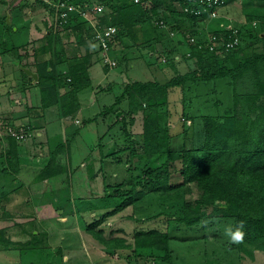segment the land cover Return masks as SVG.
I'll list each match as a JSON object with an SVG mask.
<instances>
[{"label": "trees", "instance_id": "16d2710c", "mask_svg": "<svg viewBox=\"0 0 264 264\" xmlns=\"http://www.w3.org/2000/svg\"><path fill=\"white\" fill-rule=\"evenodd\" d=\"M71 1L101 3L108 10L107 14L100 16L101 21L118 25L116 36L121 32L135 36L136 30H144L145 25L152 30L157 29L153 24L154 17L168 18L160 11L162 3L173 6L172 16L176 20L184 22L189 19L191 23L197 20V17L184 12V3L191 4V0ZM33 3L37 7H50L44 0H33ZM21 5L24 6L25 3ZM50 8L47 11L52 14V22L48 25L45 20V40L40 45V50H48L54 31L71 27L78 33L75 41L81 48L78 50L80 60L69 64L65 71L57 70L51 58L44 63L45 66L39 71L37 80L40 86V106L44 108L58 102L62 112L69 115L76 112L80 106L78 91L91 83L87 66L93 49H98L94 46L95 42L90 40L93 32L90 23L75 19L71 20V24L63 26L58 22L54 7ZM257 21L259 23L256 27L251 23L237 25L240 41L236 47L229 50H210L204 46L199 47L197 43H191L192 49L188 56L195 60L193 69L177 73L165 81L132 79L123 85L122 92L116 95L114 102L105 106V110H114L116 105L127 97L128 112L127 115L125 112V115L122 114L124 120L133 121L134 114L143 112L141 147L131 150V158H139L142 161L138 162L139 169L134 179L128 188L113 193L117 195V202L112 207L105 209L92 221H86L87 230L105 246L115 251L124 250L126 258L135 254L137 264L143 259L138 248L151 252L160 251L159 257L163 264H174L170 239L178 237L180 229L214 228L224 233L226 227L231 226L235 230L239 222L244 221V241L264 250V16ZM176 24L181 26L180 23ZM254 30L257 32V38L261 40L260 48L254 47L251 41H245V38L254 36ZM220 31L223 29L218 28L213 32ZM6 45L7 43H3L1 47L5 50L13 48L7 49ZM248 47L251 49L249 52ZM48 65L52 66L51 70L47 68ZM225 76H228L233 88V103L230 108L223 115L200 114L202 137L200 136L199 141L194 142L193 138L188 137L186 139H190L191 144L180 148L173 147V108L169 106L168 97L171 89L175 86L185 89L189 81ZM66 85L69 86L67 91L60 92L59 89ZM29 125L32 126L30 121ZM75 133L76 131L72 136ZM71 137L59 142L50 151L48 161L39 169L35 180L53 177L65 169V163L60 162L58 155L69 148ZM5 141L6 145L3 144L0 149V157H3L0 176L3 173H16L20 169L17 140L7 136ZM191 182L196 183L200 192L194 199H186L183 192ZM117 186L119 187L120 183ZM151 192L159 193L163 202L170 201L169 206H177L179 211H160L153 216L148 215L143 218L149 221V224L143 225L140 223V217L135 215L134 207L138 200ZM6 195L8 196L5 185L2 184L0 202L7 199ZM129 206L132 208L129 216L135 222L134 243L131 244L121 235L104 237L103 228L98 226L109 216ZM159 221L161 223H158ZM0 243L11 248L18 240L10 238L6 234V227L2 226ZM232 246L241 247L242 244Z\"/></svg>", "mask_w": 264, "mask_h": 264}, {"label": "rangeland", "instance_id": "374dc122", "mask_svg": "<svg viewBox=\"0 0 264 264\" xmlns=\"http://www.w3.org/2000/svg\"><path fill=\"white\" fill-rule=\"evenodd\" d=\"M7 1L0 0V19L3 22L8 9H6L7 6L3 3H7ZM13 1H17V3L14 4V7L9 3V6L13 7L10 8L11 11L23 19L24 17L28 19L32 17V24H39L40 26V30L38 31L34 27L37 37L29 41L28 45L22 48L23 51L20 50L21 53H24L21 57L23 58L24 56L26 63L35 66L40 65L41 60L46 61L49 60L48 58H52L54 62H57L62 67L65 63L67 65V62L69 63L73 58L77 57L78 46L75 39L78 33L71 29V27L54 31L51 45H48L47 48V53H43L42 55L32 54L30 47L33 46L34 42L35 44L39 43V46L41 45L42 38L39 37L42 34L44 35L46 30L47 24H45V20L48 22V25L52 22V14L47 10L53 6L43 7L39 5L37 7L33 3V0ZM229 1H226L225 4L229 3ZM22 3H25V5L22 6ZM172 10L173 6L170 7L167 3H162L160 6V11L168 16L169 25L168 27L158 29L162 31L159 33L158 38L164 41V47L159 44L161 49H165L163 62H167L170 59L173 60L174 52L179 51L176 44L179 41L177 36L170 35L169 33V29L176 23V21H173ZM107 11L106 8H103L102 14H107ZM99 16L101 15L97 13L96 17L99 18ZM28 22V25H30V21ZM184 22L182 25L188 27L196 21L188 24L189 20L187 19ZM5 23L8 25L7 20ZM247 23L245 24L249 25L251 23L255 27L258 25V21L255 24L254 19ZM14 26H12L13 30L12 28L8 30V33L11 31V33H15ZM91 27L92 29L94 28L92 25ZM144 28L146 31H154L150 27H147V25ZM19 30L22 33H16V38L13 40L15 43L25 39L21 37L32 36L29 28L19 26ZM137 31L139 30L137 29ZM253 35L250 38H245V41H251L254 47L260 48L261 40L257 38L255 30ZM5 37L9 39L7 34H5ZM48 40L50 41L51 39ZM11 46L12 43L8 48H11ZM187 46V50L183 55L188 56V51L192 48L189 44ZM16 48L19 47L17 46ZM16 48H11V51L0 53L1 100L9 99L7 95L9 89L14 85L13 82L20 84L18 81L20 68L12 61H9L10 55L19 53L20 48L18 50ZM250 50V47H248L247 51L249 52ZM222 56L223 54L220 57ZM156 57V61L159 62L160 58ZM192 60L189 61V66L192 65ZM96 65L97 68L95 66L92 68L95 75L93 79L95 82H101L104 85L106 82L102 72V63L98 61ZM166 65L169 67L170 63ZM177 67V69H170L172 68L170 67L168 72L162 73L161 76L157 77L153 76L148 70L133 67H128L129 70L123 73L126 75L127 72L128 77L131 79L137 76L141 79L168 80L177 73L193 69L188 67V65H184L183 67L179 65ZM232 89V86L228 84V76L211 80L189 81L185 89H181L180 86L173 87L168 96L170 101L169 106L173 108L171 138L173 147L180 148L191 144V138L194 139V142H198L202 134L199 115L202 113L223 115L233 103ZM238 89L240 90L241 87H238ZM88 91H92V86L89 87ZM29 92L34 95L32 96L33 100L29 101L30 105H37L36 103L39 102L40 86L38 84L29 86V89L25 92L26 97L27 95L29 97ZM118 92L119 88L117 86H114L109 91H101L99 95L100 102L97 100L90 105H86L77 114L73 113L72 118L59 114L62 109L58 106V114L55 117L58 115L59 118L60 115L63 120L54 119L49 123L47 130L55 138L54 141L58 142L66 137H71L72 132L76 131L75 128H78V132L73 135L74 137L72 136L69 139L70 146L67 149V155L70 153V157L61 159V162L65 163V169L53 175V177L38 180L40 184H37L40 188L42 187L41 189L39 188L40 191L42 190L41 192L32 188L35 183L27 182L29 179L30 181L33 179L32 170L35 168L30 171H20L21 174L18 176L20 177L19 179H25L23 184H19L20 180L13 177L14 175H11V178L8 173L1 174L0 183L4 182L8 196L6 195L7 199L0 202V226L6 225L8 228L6 234L14 240H18V243L14 246L12 245L13 248H7L3 243H0V264H96L93 262L92 254L95 256L98 264H106V261L108 263L114 261L115 263L122 264V261L124 262L125 260L129 264H137L135 254H132V258L128 260L125 257L126 253H124V250L113 252L114 250L106 248L107 246L94 237L87 230L86 226V221H92L95 216L102 213L105 209L112 207L117 202V198H115L117 195L113 193L130 186L135 173L139 169L138 162H142L139 158H131L130 150H123L124 146L130 148L131 143L129 132L125 131L126 128L123 129V121L119 119L121 126L116 127L119 128L117 134L116 128L110 129L108 124L109 121H114V118L103 120L102 116H99L97 113L104 102L108 103L113 100L115 94ZM123 102L121 103L122 106H124ZM125 104H128V101ZM39 105L40 103L37 106ZM127 109H123L125 114L128 112ZM53 110L56 111L57 107L46 108L47 120L53 117ZM75 116L81 119V121L77 122L79 123L78 125L73 123ZM90 116L97 117L87 120ZM19 121L27 122L28 118L24 117ZM61 123L67 125L66 137L60 136ZM127 129L133 131L131 134H138L135 137L136 143H134L139 148L138 139L141 136L142 119L139 118L138 121L133 123L132 127L129 125ZM188 137L190 139L187 141L186 138ZM114 141L118 142L119 147L117 145L118 148L112 150L110 147H112V142ZM6 143L4 141L5 145ZM43 161L44 159H42ZM39 163L34 162L35 165H39ZM140 165L142 166V164ZM118 183H120L119 187L117 186ZM14 186H17L18 189L12 188ZM199 192L196 183L191 182L187 184L183 194L186 199H194L199 195ZM169 204L170 201L163 202V198L159 193L151 192L135 203L134 213L137 217H140L141 224L147 225L149 221H146L143 217H147L148 215L153 216L160 211L173 213L179 211V207H171L172 205L169 206ZM131 210L132 208L129 206L121 212L129 213ZM116 215L109 216V219L106 218L98 226L103 228V236L106 238L115 236L117 231L114 228L123 223L121 233L131 243H134V220L132 221L131 217H120L121 220H125L121 222ZM158 223H161V221ZM177 234L179 235H177L178 237L170 239L174 253V264H264V250L256 248L248 241H244L241 247L232 246L228 237L220 229L198 230L195 227L182 228ZM138 252L143 258L140 260V264H163V261L159 257L160 251L151 252L144 248H138ZM67 255L70 256L69 259H67Z\"/></svg>", "mask_w": 264, "mask_h": 264}, {"label": "crops", "instance_id": "0c3cea01", "mask_svg": "<svg viewBox=\"0 0 264 264\" xmlns=\"http://www.w3.org/2000/svg\"><path fill=\"white\" fill-rule=\"evenodd\" d=\"M9 3H11V6L14 7V4L17 3V1L15 2L13 0H8L7 3H3L5 6H7L6 9L7 8L8 9L6 11V15L4 16V22L1 21V19H0V53H3L4 51H11V50H5L4 47H1V45L3 43L4 44L7 43L6 48H8V46L11 43H12L11 47H13L12 49L16 48L17 46L20 48V49L16 48L17 50L19 49V53H15L14 55H10V58H9V61H12L14 64H16V66H18V68H20V71H19L20 74L18 76L19 77L18 81L20 84H18L17 82H13L14 85L9 89L8 95H7L9 99H2V100L0 99V116L13 118V119H15V122H20L19 120H21L24 117H27L28 118L27 122L29 123V121H30V123L32 124L31 128H32L33 132L30 135L31 136L30 138L19 141V142L17 141V152H18V160L20 163V169L16 173H8V174H9V176L14 175L13 177H16V179L18 178V180H20L19 184H23L25 182V179H19L20 177L18 175L21 174L20 171H24V170L30 171L31 169L35 168L32 170L33 179L31 181L29 179L27 182L35 183L34 187H32V188H35L38 191H40V189L42 187L40 188V186L38 185V184H40V182L38 180H35V175L37 174L39 169L41 167H43L44 164L48 161L50 151L52 149H54L59 142H63L66 140L67 137L65 134L67 133V125L64 123H61V128H60V131H61L60 136H63L66 138L61 139L58 142L57 141L55 142L54 141L55 138L51 134H49V132L47 130L49 128V123L51 121H53L54 119L59 120V121L63 120V119H61L60 115H59V118H58V115L55 117V115L58 114L57 113L58 112V106L60 107V104L57 102V103L51 104V105L44 107V108H42L40 105L37 106L38 103H40V94H39V102L36 103L37 105H35V106L30 105L29 101L33 100L32 96H34V95L31 94L30 92H29V97H28V95H27V97L25 95V92L29 89V86H33V85L37 84L38 77L34 78L33 76L28 75L24 70H22V68L20 67L19 64L21 63L22 65L29 66L33 71L37 72V74H38L39 71L43 70V68L45 66L44 63L48 60H46V61L41 60L40 65L38 64V65L34 66L30 63H26L24 56H23V58L21 57V55H23L24 53H21L20 50H22V48H24L26 45H28V42L31 41L32 39H34V37H37L35 35L34 27L36 28V31H38V30H40V26H39V24H37V25L32 24V22H33L32 17L30 19L24 17V19H23L22 17L16 15L13 11H11L10 8H13V7L9 6ZM262 16H264V0L253 1V2H250L249 0H230L229 3L224 4L219 8L218 16H216L215 18H212L210 20H201V21L199 20V21H196L194 24H197L200 27L199 30H197L198 34L200 33V35H203V34L206 35V34H209L210 32H213L215 29L221 28L222 23L231 22L235 25H241L242 26V25H246L245 23H247V22L249 23L248 20L261 19ZM249 17H251L253 19H249ZM6 20H7L8 25H6V23H5ZM174 20H176V19H174ZM28 21H30V25H28L29 24ZM176 22L180 23L181 26H182V24L185 23V22H181L180 20H176ZM13 25H15L14 26V30H16L15 33L14 32L11 33L12 31L10 33H8V30H11V28L13 30V27H12ZM176 25L177 24H175L174 26L176 27ZM6 26H7V28H6ZM19 26H21L23 28H25V27L29 28L32 32V36L21 37V38H25V39L20 40L21 39L20 38L19 39L20 41H17L15 43V42H13V40H14V38H16V33H22L19 30ZM158 29L159 28H157L155 30L153 29L154 30L153 32H150L148 30L146 31L145 28H144V30H141V31H140V29H138L139 31L136 30L135 36H131L129 33H126V32H124V33L121 32L116 37H114V39L111 43V54L116 58L117 65L112 66V67L104 65L101 58H100L99 52L96 51L95 49H93V51L91 53V60L89 61L88 66H87L89 75L91 77V83L87 87L78 91V98L80 101V106H79L78 110L76 112H74V114H77L78 111H81L82 109H84V107L86 105H90V104L96 102L97 100L100 102L101 100L99 99L100 98L99 95H100L101 91L103 92V91L112 90L114 86H117L119 88V92L115 94L114 99L108 103L104 102L103 106L101 107V109H98L97 113L99 114V116H102L103 120H110L112 117L114 118V121L108 122L110 129L116 128L117 126L119 127V125L121 126L119 119H121L123 121V124H122L123 129L126 128L125 131L129 132V136L131 138L130 139L131 143L129 146L130 148H128L127 146H124L125 148H128V149L123 148V150H126V151L130 150V156H132V153H131L132 148L136 149L135 137H137L138 134H136V133L131 134V133H133V131L127 129V127L129 125H131V127H132L133 123L138 121L139 118L142 119L143 118V112L139 111L138 113L134 114V120L133 121L124 120V118H122L121 114L125 115L123 109L128 108V104H125V102L128 101L127 97H124L116 105L114 110H110V111L105 110V106L110 105L112 102H114L116 95H118L122 92L123 85L126 82H128L132 79H141V78H138L137 76H135L131 79L128 77L127 72H126V75L123 72L128 71L129 70L128 67L141 68L142 70L150 71L151 74H153V76L157 77V76H161L162 73L168 72L170 67H172L170 69H173V68L177 69L178 68L177 66H179V65H180V67H183L184 65H188V67H190V68L195 67L193 57L183 55V53H185V51L187 50V47H188L187 44L188 43H185L187 41L184 40L180 36H177V39L179 41L176 42L177 48L180 52L179 51L174 52L173 49H171L174 52V59L173 60L170 59V60H167V62H165V61L163 62L165 49H161L160 46L164 47L163 46L164 41L162 39L158 38L160 35L159 33L162 32L161 30H158ZM5 34L8 35L9 39L7 37H5ZM262 35H263V32H262ZM39 38H42V41L40 42V44H42L43 41L45 40V36L42 34V36ZM127 38H128V40H127ZM159 44H160V46H159ZM76 45H77V43H76ZM80 46H82V44ZM40 49L41 48L39 46V43L35 44V42H34L33 46L30 47V51L34 55H42L43 53H47V51H48L47 50V51L43 52ZM78 50H81V48L78 47ZM76 56L77 57L73 58L72 60L69 59L71 61L69 63L67 62V65L65 63V65H63L62 67L59 66L60 64L55 62L57 70H62V71L67 70L69 64L75 62L77 59L80 60L79 56L78 55H76ZM156 56H158L160 58L159 62L156 61L157 60ZM189 58H192L193 60L189 59ZM48 59H50V58H48ZM191 60H192V65L189 66V63H190L189 61H191ZM98 61L100 63H102V72H103L104 80L106 82L104 85H102L101 82H95L93 79V76L95 77V75L93 73L92 68H94V66L97 68L96 63ZM168 63H170L169 67L166 65ZM47 68L51 70L52 66L48 65ZM160 71H161V73H159ZM141 80H148V79H141ZM161 80L162 79H160L159 81H161ZM162 81H165V80H162ZM228 84H230L232 86L229 78H228ZM91 86H92V91H88L89 87H91ZM68 88H69V86L66 85V86H63L62 88H60L59 91L64 92V91H67ZM232 90H231V94H232ZM20 93H21V95H20ZM122 101H124L123 102L124 106H122V104H121ZM53 106H56L57 110L56 111L53 110L54 111L53 117H50L52 119L49 118L47 120L46 119V114H47L46 108H49V107L52 108ZM61 112H59V114H62L64 116L67 115V114H64L63 112L62 113ZM72 115L73 114H69L67 116H70L72 118ZM119 115H121V116L119 117ZM96 117L97 116H90V117H88L89 119L87 118V120H91V119H94ZM125 119H127V118L125 117ZM79 121H81V119L78 116H75L73 123H76V125H78L79 123H77V122H79ZM76 125H75V127H76ZM110 129H108V130H110ZM118 129L119 128H116L117 134H118ZM75 130H76V132H78V128H75ZM141 132H142V130H141ZM138 140H139L138 145H140L141 136H140V139H138ZM107 141H108V139H107ZM133 141H135V143ZM3 144H4V139L0 138V149L3 146ZM112 144H113L112 147H110V148H112V150L119 147L118 142L114 141V142H112ZM117 145H118V147H117ZM67 157H70V153L67 156V149H66V152L62 151L58 155L60 162H61V159L67 158ZM42 159H44L43 162H42ZM1 162H3V157L0 158V166L2 164ZM34 162H40V163H39V165H35ZM12 176H11V178H12ZM42 180H45V179H42ZM2 184H4L3 181L0 183V188L2 187ZM5 188H6V186H5ZM12 188L18 189L17 186H14ZM129 213H131V212H129ZM129 213L128 212H118V213H116L117 214L116 216L119 217L118 218L119 220H121L120 217L130 218V216H127V215H129ZM129 220H131V219H129ZM124 221L125 220H121V222H124ZM132 221H133V218H132ZM122 225H123V223H120L117 226V228H114L117 231L116 235L123 236V234L121 233V231L123 230ZM3 226L6 227V225H3ZM0 227H2V225ZM6 230H8V228ZM128 242L131 243V241H129V240H128ZM106 248L111 249L110 247H106ZM111 250H113V249H111ZM114 252H117V251L114 250ZM69 257L70 256L67 255V259H69ZM91 257L93 258V262L98 264L97 260H95V256H93V254ZM130 258H132V255H131V257L129 256V258H127V259L129 260ZM105 263L106 264H118V263H115L114 261H112L111 263H108L106 261ZM122 263L125 264L126 260L124 262L122 261ZM127 264H129V262H127Z\"/></svg>", "mask_w": 264, "mask_h": 264}, {"label": "built area", "instance_id": "2783aa9c", "mask_svg": "<svg viewBox=\"0 0 264 264\" xmlns=\"http://www.w3.org/2000/svg\"><path fill=\"white\" fill-rule=\"evenodd\" d=\"M44 1L54 7L58 22L63 26H67L72 22L71 20L75 19H82L81 21L84 20L90 23L94 27L90 40L95 42L94 45L99 51L102 62L109 67L117 64L116 58L111 54V42L116 36L119 27L112 23L102 22L100 16L99 18L96 17L97 13L103 16L102 11L104 7L101 3L88 1L75 3L71 0ZM225 3L226 0H191V4L184 3L183 6L185 13L197 17L196 21H201L210 20L218 16L219 8ZM173 21L176 20L173 19ZM254 22L256 24L257 19H254ZM153 24L158 28L169 26L168 20L163 17H154ZM188 24H190V21ZM174 25L169 29L170 35L182 37L189 45L197 43L199 47L204 46L210 50L218 48H220L218 50H229L236 47L240 41L239 29L237 25L231 22L222 23V26L220 25L223 31L210 32L206 35L197 33V30L200 28L197 24H190L188 27L183 25L175 27ZM190 52L191 49L188 51V55H190ZM31 134L32 128L28 122H15L13 118L0 116V138H4V141L7 136H12L19 142L25 140Z\"/></svg>", "mask_w": 264, "mask_h": 264}, {"label": "clouds", "instance_id": "9594fccd", "mask_svg": "<svg viewBox=\"0 0 264 264\" xmlns=\"http://www.w3.org/2000/svg\"><path fill=\"white\" fill-rule=\"evenodd\" d=\"M104 65H106V64H104ZM244 227H245L244 221H240L238 226L235 228V230H233V228L231 226L226 227L224 235L226 237H228L229 242L231 244H236V245L242 244L244 242L245 236H246V233L244 231Z\"/></svg>", "mask_w": 264, "mask_h": 264}, {"label": "water", "instance_id": "95a60500", "mask_svg": "<svg viewBox=\"0 0 264 264\" xmlns=\"http://www.w3.org/2000/svg\"><path fill=\"white\" fill-rule=\"evenodd\" d=\"M22 70H24L28 75L33 76L34 78L38 77L37 72L33 71L29 66L22 65L21 63L19 64Z\"/></svg>", "mask_w": 264, "mask_h": 264}]
</instances>
